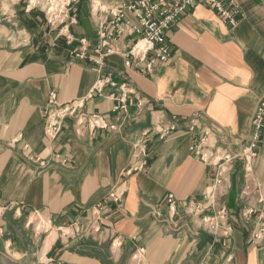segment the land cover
<instances>
[{"label": "crops", "instance_id": "0c3cea01", "mask_svg": "<svg viewBox=\"0 0 264 264\" xmlns=\"http://www.w3.org/2000/svg\"><path fill=\"white\" fill-rule=\"evenodd\" d=\"M27 2L0 0V264H137L139 247L146 250L143 264H264V240H251L254 222L244 215L264 207V143L248 177L243 162H235L224 195L206 212L225 206L231 236L206 244L195 208L210 204L217 168L191 151L203 137L232 153L250 141L264 100L263 0H238L245 17L235 27L206 7L192 10L167 33L171 61L152 72L127 68L123 56H112L104 76L126 83L132 101L141 98L146 106L130 107L124 118L113 113L114 101L98 98L87 111L117 128L90 132L69 120L54 142L45 135L50 96L59 103L83 98L101 76L70 55L78 39L96 45L99 19L81 0L70 29L77 41L58 42L41 12L26 11ZM170 126L176 130L161 139ZM144 132L148 167L128 176L142 159L135 145ZM115 188L125 192L121 204L107 206L99 233L85 232ZM41 221L46 228L37 229Z\"/></svg>", "mask_w": 264, "mask_h": 264}, {"label": "built area", "instance_id": "2783aa9c", "mask_svg": "<svg viewBox=\"0 0 264 264\" xmlns=\"http://www.w3.org/2000/svg\"><path fill=\"white\" fill-rule=\"evenodd\" d=\"M88 1L91 12L99 19L97 43L91 49L86 38L78 39L79 45L70 52V55L78 60L89 62L101 76L83 98L59 103L54 94L50 96L44 118L45 135L51 142L57 140L64 123L69 120L73 121L75 128L79 130L88 129L90 132L115 130L117 126L110 124L105 117L87 111L88 104L98 98L114 101L113 113L124 118L129 117L130 107L136 106L142 109L146 106V102L141 98H137L135 103L132 101V91L126 83L119 84L110 75L104 76L107 62L112 56L121 55L124 57L127 68L139 66L142 73H149L156 66H164L171 61L172 50L167 40V33L192 10L206 7L212 10L225 25L231 27L237 26L245 17L238 0H126L118 7L106 6L107 0ZM80 3L81 0H28L26 11L41 12L47 25L58 32L57 41L64 38L71 44L77 41L70 29L78 23L77 10ZM130 15L136 19V22L131 20ZM129 38H134V42L128 49L122 50L120 43ZM252 127L250 141L239 153H232L220 147H210L205 137L191 146V151L200 161L217 168L210 186L211 192L206 197L210 204L198 205L195 208V214L199 216V226L213 237L229 238L231 236L229 212L225 206L213 210L212 214L206 212L216 207L218 196L224 195L223 189L226 186L228 173L233 169L236 161L243 162L246 177L251 172L252 164L259 156L260 147L264 143V100L257 105L252 118ZM175 130V126H170L161 131L159 136L164 139ZM148 136L149 132H144L142 140L135 145L142 159L139 163L132 165L125 172L126 175L143 172L148 167L146 152ZM17 141L14 140L13 143ZM55 157L60 158L59 155ZM37 161L42 167L48 164L40 158H37ZM124 194V190L120 188L113 189L107 200L95 208L91 226L85 232L99 233L102 215L107 206L120 205ZM168 205L171 212H176V201L173 195L168 197ZM244 215L253 219L254 222L251 240L254 243L262 242L264 240V207L261 210L251 208ZM37 229H40L39 225ZM145 256V248L139 247L133 259L137 264H143Z\"/></svg>", "mask_w": 264, "mask_h": 264}, {"label": "water", "instance_id": "95a60500", "mask_svg": "<svg viewBox=\"0 0 264 264\" xmlns=\"http://www.w3.org/2000/svg\"><path fill=\"white\" fill-rule=\"evenodd\" d=\"M201 238L203 240V243L206 244L207 242H212L213 238L205 233H201Z\"/></svg>", "mask_w": 264, "mask_h": 264}, {"label": "rangeland", "instance_id": "374dc122", "mask_svg": "<svg viewBox=\"0 0 264 264\" xmlns=\"http://www.w3.org/2000/svg\"><path fill=\"white\" fill-rule=\"evenodd\" d=\"M91 89H92V88H91ZM38 225H39L40 229L46 228V223H45L44 221H41V224L38 223ZM38 225H37V226H38ZM63 229H65V228H63ZM65 230H67V228H66ZM206 234H207V233H206ZM207 235H209V234H207ZM209 236H211V235H209ZM211 237H213V236H211ZM213 238H214V237H213Z\"/></svg>", "mask_w": 264, "mask_h": 264}]
</instances>
